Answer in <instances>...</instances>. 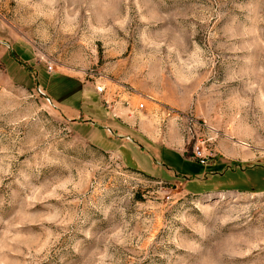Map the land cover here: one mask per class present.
I'll list each match as a JSON object with an SVG mask.
<instances>
[{"label":"rangeland","instance_id":"374dc122","mask_svg":"<svg viewBox=\"0 0 264 264\" xmlns=\"http://www.w3.org/2000/svg\"><path fill=\"white\" fill-rule=\"evenodd\" d=\"M118 93L256 158L146 175L98 126ZM0 264H264V0H0Z\"/></svg>","mask_w":264,"mask_h":264},{"label":"crops","instance_id":"0c3cea01","mask_svg":"<svg viewBox=\"0 0 264 264\" xmlns=\"http://www.w3.org/2000/svg\"><path fill=\"white\" fill-rule=\"evenodd\" d=\"M125 99L123 94L118 93L112 98L111 104L105 105L101 102L105 113L98 117L97 121L100 123L98 126L105 131L109 139L121 138L129 142L133 150H138V147L146 149L156 159L154 168L157 172H145V174L162 176L161 172H167L169 177H173L175 180L182 178L187 183L190 177L204 180L207 179V174L222 176V172L228 168L234 172L239 166L244 165V160L256 158L254 154L237 152V147L232 143L227 144L230 154L226 158L218 157L206 165H201L191 156L185 155L187 152L177 127L179 124L166 110V108H174L173 106H167V102L161 99H153L146 100L145 103H142V108H139L137 101L131 99L126 102ZM84 113L89 115L90 112L86 110ZM61 115L66 119L74 120V123L92 126L94 124L91 118L82 117V115L71 116L62 112ZM77 119L79 121H75ZM179 127L181 128V126ZM239 169L243 171V169Z\"/></svg>","mask_w":264,"mask_h":264},{"label":"built area","instance_id":"2783aa9c","mask_svg":"<svg viewBox=\"0 0 264 264\" xmlns=\"http://www.w3.org/2000/svg\"><path fill=\"white\" fill-rule=\"evenodd\" d=\"M51 69V66L48 65V70ZM96 90L98 92L103 91L102 86H97ZM38 94L45 97L44 92L41 90V88H37ZM46 100L49 101V99L46 97ZM143 104L139 103V108H142ZM168 111L173 115L175 121L180 124L181 130L183 134L189 139L194 138V143L192 145V152L191 157L197 161L201 165L207 164V156L205 154L207 150L206 143L213 140V137L210 136V132L213 131V129L205 124L203 121H199L196 119L193 115H189L188 113H183L179 111H174L173 109H168ZM198 131H200V134H197ZM202 136H198L201 135Z\"/></svg>","mask_w":264,"mask_h":264},{"label":"trees","instance_id":"16d2710c","mask_svg":"<svg viewBox=\"0 0 264 264\" xmlns=\"http://www.w3.org/2000/svg\"><path fill=\"white\" fill-rule=\"evenodd\" d=\"M185 155H186V156H188V154H187V153H185ZM132 169H134V168H132ZM135 170H137V169H135ZM144 174H145V173H144ZM146 175H147V174H146Z\"/></svg>","mask_w":264,"mask_h":264}]
</instances>
